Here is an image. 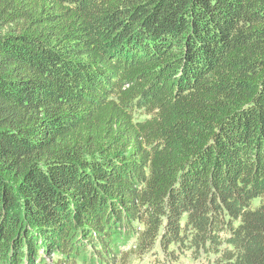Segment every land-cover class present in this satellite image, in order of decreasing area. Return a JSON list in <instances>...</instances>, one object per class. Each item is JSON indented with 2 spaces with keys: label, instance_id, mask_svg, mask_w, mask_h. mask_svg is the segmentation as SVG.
I'll return each instance as SVG.
<instances>
[{
  "label": "trees",
  "instance_id": "16d2710c",
  "mask_svg": "<svg viewBox=\"0 0 264 264\" xmlns=\"http://www.w3.org/2000/svg\"><path fill=\"white\" fill-rule=\"evenodd\" d=\"M121 237L264 264V0H0V264Z\"/></svg>",
  "mask_w": 264,
  "mask_h": 264
},
{
  "label": "rangeland",
  "instance_id": "374dc122",
  "mask_svg": "<svg viewBox=\"0 0 264 264\" xmlns=\"http://www.w3.org/2000/svg\"><path fill=\"white\" fill-rule=\"evenodd\" d=\"M118 241L122 242L120 245L121 252L129 253L124 264H209L213 258L203 254L196 259L190 252H187L185 254L179 253V260L174 261L166 257L159 247L148 253L141 252L134 238L121 237ZM45 258L46 262L51 264L53 257L45 255Z\"/></svg>",
  "mask_w": 264,
  "mask_h": 264
}]
</instances>
